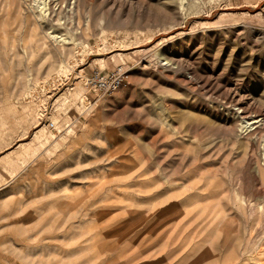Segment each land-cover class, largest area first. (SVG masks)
I'll return each mask as SVG.
<instances>
[{
  "label": "rangeland",
  "instance_id": "1",
  "mask_svg": "<svg viewBox=\"0 0 264 264\" xmlns=\"http://www.w3.org/2000/svg\"><path fill=\"white\" fill-rule=\"evenodd\" d=\"M0 264H264V0H0Z\"/></svg>",
  "mask_w": 264,
  "mask_h": 264
},
{
  "label": "built area",
  "instance_id": "2",
  "mask_svg": "<svg viewBox=\"0 0 264 264\" xmlns=\"http://www.w3.org/2000/svg\"><path fill=\"white\" fill-rule=\"evenodd\" d=\"M125 74L126 71L121 66L105 74L103 72H94L87 77L85 86L97 98L108 97L124 84Z\"/></svg>",
  "mask_w": 264,
  "mask_h": 264
},
{
  "label": "bare ground",
  "instance_id": "3",
  "mask_svg": "<svg viewBox=\"0 0 264 264\" xmlns=\"http://www.w3.org/2000/svg\"><path fill=\"white\" fill-rule=\"evenodd\" d=\"M39 10L41 11V13L43 14V8L42 7H40L39 8ZM50 38L52 39V40H54L56 43H60V44H63L65 41H66V39L64 38V37H61V36H50ZM250 136L249 135H246V138H249Z\"/></svg>",
  "mask_w": 264,
  "mask_h": 264
}]
</instances>
